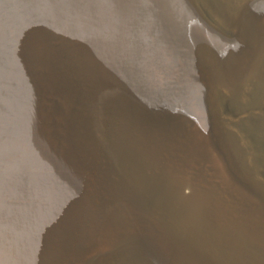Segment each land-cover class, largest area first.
I'll list each match as a JSON object with an SVG mask.
<instances>
[{
	"label": "bare ground",
	"instance_id": "1",
	"mask_svg": "<svg viewBox=\"0 0 264 264\" xmlns=\"http://www.w3.org/2000/svg\"><path fill=\"white\" fill-rule=\"evenodd\" d=\"M254 153L264 0H0L6 262L264 264Z\"/></svg>",
	"mask_w": 264,
	"mask_h": 264
},
{
	"label": "water",
	"instance_id": "2",
	"mask_svg": "<svg viewBox=\"0 0 264 264\" xmlns=\"http://www.w3.org/2000/svg\"><path fill=\"white\" fill-rule=\"evenodd\" d=\"M241 135L249 142V144H250V146H251V149H252V151H253V148L255 147V145H253V142H252V140L248 137V136H246V134H242L241 133ZM255 154V153H254ZM255 157H256V159H257V162H261V161H263L264 160V156L263 155H260V154H255ZM256 171L261 175V176H263L264 177V170L262 169V168H260V166H257L256 165ZM9 254H10V259L8 260L9 262H11V264H15V262H16V260H13V258H14V254H13V256H11V252H9ZM9 262H6V258H2L1 256H0V264H9ZM18 264H19V262H18Z\"/></svg>",
	"mask_w": 264,
	"mask_h": 264
},
{
	"label": "rangeland",
	"instance_id": "3",
	"mask_svg": "<svg viewBox=\"0 0 264 264\" xmlns=\"http://www.w3.org/2000/svg\"><path fill=\"white\" fill-rule=\"evenodd\" d=\"M181 72V71H180ZM181 79V77H180ZM179 79V74H178V70H176L173 74H172V79H171V83H172V87H175L176 88V82L180 80ZM179 88V86H177ZM190 119H193L192 117L190 116H183L181 114H178L177 116H175L172 120L173 122H177L176 124H172L171 123V126L172 127H175V126H178V125H183L184 123L186 124V122H189ZM172 122V121H171Z\"/></svg>",
	"mask_w": 264,
	"mask_h": 264
}]
</instances>
